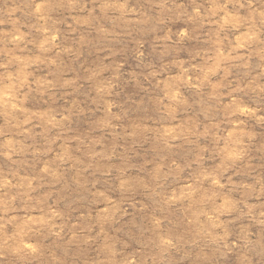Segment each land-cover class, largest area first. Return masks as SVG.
<instances>
[{
    "label": "rangeland",
    "instance_id": "1",
    "mask_svg": "<svg viewBox=\"0 0 264 264\" xmlns=\"http://www.w3.org/2000/svg\"><path fill=\"white\" fill-rule=\"evenodd\" d=\"M0 264H264V0H0Z\"/></svg>",
    "mask_w": 264,
    "mask_h": 264
}]
</instances>
